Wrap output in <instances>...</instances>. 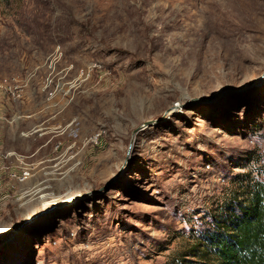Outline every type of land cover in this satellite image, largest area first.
<instances>
[{
	"label": "rangeland",
	"instance_id": "374dc122",
	"mask_svg": "<svg viewBox=\"0 0 264 264\" xmlns=\"http://www.w3.org/2000/svg\"><path fill=\"white\" fill-rule=\"evenodd\" d=\"M263 171L264 0H0V264L199 260Z\"/></svg>",
	"mask_w": 264,
	"mask_h": 264
},
{
	"label": "trees",
	"instance_id": "16d2710c",
	"mask_svg": "<svg viewBox=\"0 0 264 264\" xmlns=\"http://www.w3.org/2000/svg\"><path fill=\"white\" fill-rule=\"evenodd\" d=\"M237 179L239 189L211 214L189 253L204 257L179 264H264V171L261 179Z\"/></svg>",
	"mask_w": 264,
	"mask_h": 264
},
{
	"label": "built area",
	"instance_id": "2783aa9c",
	"mask_svg": "<svg viewBox=\"0 0 264 264\" xmlns=\"http://www.w3.org/2000/svg\"><path fill=\"white\" fill-rule=\"evenodd\" d=\"M3 86V85H2ZM5 86V85H4ZM10 88V87H9ZM11 89V88H10ZM17 91V92H16ZM20 89L15 88L13 91L9 90V92L12 94V97L14 98L15 96H20L19 94ZM31 168L29 167H22L21 171L19 172V176H17V178L19 179V181H26L30 176H31Z\"/></svg>",
	"mask_w": 264,
	"mask_h": 264
}]
</instances>
